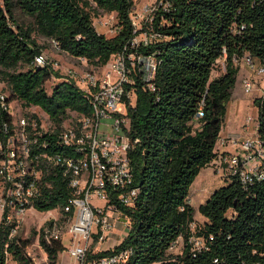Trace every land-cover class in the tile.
Here are the masks:
<instances>
[{
  "label": "trees",
  "instance_id": "16d2710c",
  "mask_svg": "<svg viewBox=\"0 0 264 264\" xmlns=\"http://www.w3.org/2000/svg\"><path fill=\"white\" fill-rule=\"evenodd\" d=\"M138 1L0 0V77L10 105L39 107L54 123V132L40 136L49 143V154L66 153L58 143L66 122L74 114L91 115L93 105L71 80L48 91L53 71L34 65L42 49L33 33L56 40L75 58L104 67L137 35L132 14ZM161 2L169 8H159L151 25L163 37L143 50L157 57L156 91L140 87L136 105L129 107L128 134L138 140L129 156L140 192L134 207L120 205L129 219V233L115 251L132 248L128 264H264V178L245 185L233 176L200 206L204 221L196 220L190 202L196 178L220 155L216 148L240 71L235 59L251 55L264 65V0H157ZM17 9L34 18L33 27L17 21ZM93 9L115 14L118 32L112 36L99 32ZM221 61L222 70L214 77ZM255 103L258 136L264 142V108L259 98ZM202 106L204 117L196 122ZM11 114L0 106V120L12 123ZM40 190L33 209H60L68 220L64 208L72 188L61 167L44 165ZM53 223H47L49 228ZM36 234L50 264H58L68 239L49 243L44 228ZM192 234L207 249L192 253L187 243ZM181 236L186 247L175 253L171 248ZM28 246V240L11 238L9 226L1 224L0 264H7L10 257L18 264H34Z\"/></svg>",
  "mask_w": 264,
  "mask_h": 264
},
{
  "label": "built area",
  "instance_id": "2783aa9c",
  "mask_svg": "<svg viewBox=\"0 0 264 264\" xmlns=\"http://www.w3.org/2000/svg\"><path fill=\"white\" fill-rule=\"evenodd\" d=\"M162 7L168 10L169 5L162 2L158 4L155 0L139 13L136 4L132 20L137 35L100 72H87L81 78V83L78 82L89 96L93 112L64 126L58 143L66 148V153L49 154V143L40 139V136L54 132L55 125L46 129L32 115L15 120L12 105L8 102V93L0 91V106L4 110H11L13 118L12 123L0 120V212H3L2 223L10 228L11 238L18 236L28 211L33 209L34 201L41 195L40 178L44 165L58 166L72 188V196L64 208L69 227L64 252L73 259L74 264L129 263L133 249L116 252L117 246H107L109 239L106 233L113 227L112 219L119 215L126 219L125 225L129 229V219L120 205L134 207L140 192L129 156L134 143L138 142H134L128 134L131 129L129 107L136 105L140 87L156 91L154 80L158 69L157 57L143 50L163 37L151 25L155 13ZM109 16L103 24L111 26L114 35L118 32L115 27L117 17L115 14ZM50 40L54 47L61 49L56 40ZM78 59L87 62L84 58ZM235 61L238 66L244 61L254 73L264 76V65L251 55ZM34 65L50 66L48 57L41 52L36 56ZM255 87L256 81L252 78L244 79L247 93H251ZM262 92L263 96L258 98L264 108V83ZM203 117L202 106L194 120L197 122ZM255 121L249 117L245 128L248 129ZM104 127L113 131L112 134H106ZM218 142L231 149L237 147L236 152H220L213 165L224 183L233 176L245 185L264 178V142L258 132L255 138L242 141L220 138ZM94 199L103 204H95ZM58 222L54 219L53 226L45 231L49 243L64 238L56 233ZM196 225H191L192 231ZM53 229L55 232L51 233ZM187 243L192 253L207 249L204 241L194 234ZM184 246L185 239L181 236L171 250L182 253ZM106 251L113 253L102 255Z\"/></svg>",
  "mask_w": 264,
  "mask_h": 264
},
{
  "label": "rangeland",
  "instance_id": "374dc122",
  "mask_svg": "<svg viewBox=\"0 0 264 264\" xmlns=\"http://www.w3.org/2000/svg\"><path fill=\"white\" fill-rule=\"evenodd\" d=\"M155 0H139L137 3V12L141 13L145 6L151 5L154 3ZM92 6L95 8V4L93 3ZM93 12L95 13L94 17V23L97 27L98 31L106 34L107 36H112V28L109 25H104L103 21L108 20L110 18V14L106 13L102 10L93 9ZM16 17L17 21L23 25L24 27H33L35 24V20L32 16H29L21 11V9L16 10ZM33 36L35 37L37 43L41 46L42 52L48 57V63L53 71V76L50 79V81L47 82L46 88L48 91L51 92L54 85H56L58 82L63 80H71L78 84L81 78L85 75V73L90 71H96L100 72L102 67H95L81 59L75 58L68 54L67 52L63 51L62 49H58L53 46L51 40L47 37L41 36L40 34L34 32ZM223 67V62H219L216 66V71L214 72V77L220 73ZM243 70V69H242ZM251 71V70H250ZM252 72V71H251ZM253 73V72H252ZM250 72L243 71L238 74L237 84L236 87L239 89L242 93L241 96L250 99L249 102L244 103L243 107L238 109L237 102H231L230 106L228 108V114L226 117V121L223 127L224 133H228L230 135L223 137V138H232L234 140L242 141L246 138H255L257 135L253 132V134H250L249 136H243L242 130H245V124L246 120L249 117H252L256 121L254 124L257 123V116H258V106H255L254 101L257 97H262L263 92H257L254 88L251 93H247L244 88V78H252L254 77L255 73L252 74ZM253 75V76H252ZM262 76V75H261ZM264 78V76H262ZM264 83V79H263ZM235 87V89H236ZM234 89V90H235ZM0 91H7L6 83L1 80L0 77ZM234 95V94H233ZM12 111L14 112V118L15 120H19L22 117H25L26 115H37L38 119L41 121V123L44 125L46 129H50L52 126H54V123L50 120L49 116L39 107H31L27 108L24 107L23 104L20 102H15L12 104ZM77 119V115L74 114L73 119L66 122V127L69 126V123H71L73 120ZM253 124V123H252ZM103 131H105L106 134H112L113 131L110 129L104 127ZM220 147L221 144L218 142L217 147ZM222 149V148H221ZM237 147L234 149H231L230 152H236ZM212 167V166H210ZM202 184L196 183L191 186L190 189V202L193 204V206H196L195 211V218L196 220L200 221L202 219V214L199 210L200 206L202 204H205L208 201V197H205L203 201L199 202L197 205L195 203V196L194 194L201 195ZM2 194V188L0 186V197ZM94 203L97 205H102L103 202L94 199ZM2 216L3 212H0V224L2 223ZM57 219L59 222L57 226V234L60 237H64V241L68 239V223L63 219V214L60 209H56L51 212H40L36 209H30L25 217L24 224L22 228L20 229L18 236L23 241H29V246L27 247L28 255L32 258L34 264H50L48 254L44 250L43 246L40 242V236L39 234L42 228L47 231L49 229V226L47 223L51 220ZM125 218L122 215H119L116 219H112L111 225L113 226L111 231L107 232L106 235H108V241L107 246L108 247H115L120 244H122L126 237L128 236L129 229L125 225ZM51 233H54L55 230L53 229L50 231ZM7 264H18L12 257L9 258V261ZM58 264H74L73 259L66 253L63 252L59 256Z\"/></svg>",
  "mask_w": 264,
  "mask_h": 264
},
{
  "label": "crops",
  "instance_id": "0c3cea01",
  "mask_svg": "<svg viewBox=\"0 0 264 264\" xmlns=\"http://www.w3.org/2000/svg\"><path fill=\"white\" fill-rule=\"evenodd\" d=\"M239 67H240L239 74H240L241 71H243V73L245 72V74H246V72H250V73L253 72L251 70V68L244 61H242L239 64ZM252 74H254V72ZM252 79L254 81H256V87H255L256 91L257 92H261L262 91V87H263V79L264 78L262 76L257 75L255 73V75H254V77H252ZM240 93H242V92L240 91ZM240 93H239L238 87H236V89L234 90L233 98L231 100V102H237L238 109L243 107L244 103H246V105H247V103L250 100L248 98H245V97L241 96ZM230 103H229V106H230ZM254 103H255V101H254ZM255 106H258V105L255 103ZM258 117H259V107H258L257 119H258ZM253 132L255 133V135H257V132H258L257 131V124L255 125L254 123L248 129L245 128V130H242L243 136H249L250 134H253ZM228 135H230V134L224 133V131L222 129V133H221V137L220 138L226 137ZM216 149L219 152H230L231 147H228V146L224 147L223 145H221L220 147L218 146ZM196 183L202 184V189L200 190L201 191V195L199 196V194H197V193L194 194V196L196 197L195 198V203L197 205L199 204V202L203 201V199L205 197H208V199H209L211 197V195L214 193L215 190H217L218 188L222 187L225 184L224 181H223V178L221 177V174L218 173L217 170L213 168V166L212 167L208 166V167L202 169L201 173L198 175V177L196 178V180L193 183V185L196 184ZM194 207L196 208V206H194ZM204 220H205V218L202 215L201 221H204Z\"/></svg>",
  "mask_w": 264,
  "mask_h": 264
}]
</instances>
